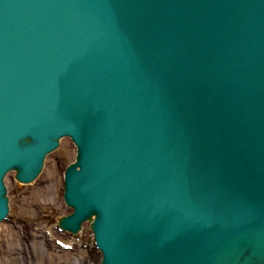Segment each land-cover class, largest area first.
Instances as JSON below:
<instances>
[{
    "label": "water",
    "instance_id": "1",
    "mask_svg": "<svg viewBox=\"0 0 264 264\" xmlns=\"http://www.w3.org/2000/svg\"><path fill=\"white\" fill-rule=\"evenodd\" d=\"M69 54L85 68L61 72ZM19 56L31 70L0 91V174L16 153L3 124L51 127V83L54 115L89 125L79 193L95 191L105 264H264V0H0V76ZM152 142L170 167L147 165Z\"/></svg>",
    "mask_w": 264,
    "mask_h": 264
},
{
    "label": "bare ground",
    "instance_id": "2",
    "mask_svg": "<svg viewBox=\"0 0 264 264\" xmlns=\"http://www.w3.org/2000/svg\"><path fill=\"white\" fill-rule=\"evenodd\" d=\"M68 140L67 138L62 139V143L64 140ZM72 153L71 158L73 159L76 148L72 143ZM68 144L64 145V148L67 149ZM50 154L47 155L45 158V167L42 169L41 173H45L49 179L47 183L41 179H38L40 183H42L40 186H35L31 191V196L24 197V200H30L36 199L39 202L37 204L35 202L34 205H44V204H51V202L54 203V205L58 208L62 207V211L64 214H67L72 211V208L67 206L63 199H62V177H61V170L57 171V167L54 163H51L47 166V162L49 160ZM47 166V168H46ZM56 172L59 173V177L56 176ZM13 172H8L5 181L8 182L9 175H13ZM47 177V178H48ZM9 188V187H8ZM31 199V200H32ZM59 200H61V205L58 204ZM23 208L28 209V205H22ZM61 216L58 217V219ZM18 222V221H17ZM20 223V222H18ZM57 222V221H56ZM55 223V222H54ZM89 225V222L83 223V228L79 230L76 234L74 233H68L69 237L66 235H60L57 236L61 239L68 238L67 241L72 242L74 244V248L71 250H63L59 248L55 242L49 240V235L42 232L40 229L33 230L31 229L29 223L27 222H21L19 228H15L13 224L2 222L1 228H0V236L4 239L7 238V249L5 253L3 252L1 255L3 256V259L1 258V263L3 264L4 261L7 260L6 264H91V262L88 261V258L93 259L94 256L98 255V261L100 260V253L96 249L93 242H91L92 238L85 239V241H76L75 235H83L86 226ZM47 229H49V226H46ZM52 228V229H51ZM51 235L54 236L57 235L58 230L54 228L53 224L51 227ZM87 243V247L81 246L80 243ZM2 240L0 242V251H2ZM81 247H80V246ZM5 259V260H4ZM98 264V263H97Z\"/></svg>",
    "mask_w": 264,
    "mask_h": 264
},
{
    "label": "rangeland",
    "instance_id": "3",
    "mask_svg": "<svg viewBox=\"0 0 264 264\" xmlns=\"http://www.w3.org/2000/svg\"><path fill=\"white\" fill-rule=\"evenodd\" d=\"M71 142L69 140H64V142L60 145L59 148H57L53 153L50 154L49 160L47 162V166L51 163H54L57 167V171L62 169L72 158H71V153H72V147H71ZM68 144L67 149L64 148V145ZM46 166V168H47ZM59 172V171H58ZM56 172V176L59 177V173ZM43 172L40 173V175L31 182H26V183H20L17 180H15L14 175H9V180L7 182V185L9 187V197H10V204H11V212L14 217H18L19 221L21 222H27L32 226H35L37 223H48L52 224L53 222H56L58 219V216L63 214V211L61 210L62 207L58 208L54 205L53 202L51 204H42L38 205L39 207L38 210L36 208L35 202L39 204V202L34 199L30 200H24V197H29L31 196V191L35 186H40L42 183L38 179H41L47 183L49 177ZM30 198V197H29ZM28 205V209L23 208L22 205ZM59 205H61V200L58 202ZM10 223V222H9ZM89 231V228H88ZM3 248L1 252V255L3 252L5 253L7 249V245L3 243ZM0 255V260L1 258L3 259V256ZM5 260V259H4ZM8 258L6 261H4L3 264L7 263ZM95 263L97 261V257L95 256L92 259ZM1 263V261H0Z\"/></svg>",
    "mask_w": 264,
    "mask_h": 264
}]
</instances>
